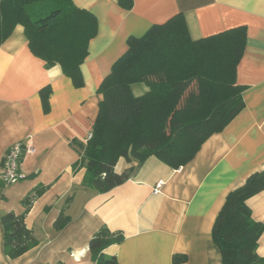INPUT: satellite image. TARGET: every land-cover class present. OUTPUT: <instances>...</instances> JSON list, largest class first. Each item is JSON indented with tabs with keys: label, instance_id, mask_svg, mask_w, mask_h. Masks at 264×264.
Returning <instances> with one entry per match:
<instances>
[{
	"label": "crops",
	"instance_id": "obj_1",
	"mask_svg": "<svg viewBox=\"0 0 264 264\" xmlns=\"http://www.w3.org/2000/svg\"><path fill=\"white\" fill-rule=\"evenodd\" d=\"M98 21L97 36L81 66L84 85L76 87L60 65L47 69L28 46L18 25L0 48V264H94L89 243L103 226L124 241L105 250L119 264H222L212 230L230 192L264 170V0H135L132 10L117 0H72ZM182 14L193 41L246 27L247 41L237 68L245 108L211 136L195 158L175 170L156 157L144 164L121 158L117 174L135 168L113 191L100 194L83 186L85 168L72 142L86 143L98 117L103 80L129 49L131 37ZM50 87V111L40 92ZM135 96L148 91L132 86ZM32 147L20 166L25 179L5 185L3 159L16 143ZM164 182L155 192L157 183ZM40 192L25 223L38 245L17 259L4 253L1 216L26 211L25 200ZM255 221L264 224V191L247 201ZM70 222L60 231L61 214ZM257 254L264 257V233Z\"/></svg>",
	"mask_w": 264,
	"mask_h": 264
},
{
	"label": "trees",
	"instance_id": "obj_2",
	"mask_svg": "<svg viewBox=\"0 0 264 264\" xmlns=\"http://www.w3.org/2000/svg\"><path fill=\"white\" fill-rule=\"evenodd\" d=\"M132 10L135 0H117ZM24 28L31 53L47 69L60 65L63 74L78 88L84 85L81 66L89 55V44L98 33V21L72 0H0V48L18 26ZM247 41L246 27L193 41L182 14L153 26L143 37H131L129 49L101 83L102 95L92 136L72 145L80 155L74 170L85 168L83 186L106 194L125 184L135 173L130 168L115 172L121 158L144 164L156 157L178 170L191 162L202 145L221 133L245 108L237 85V68ZM145 84L148 91L135 96L133 85ZM50 87L41 99L50 111ZM264 191V170L229 193L216 218L212 238L222 264H264L257 254L264 224L252 217L247 201ZM40 192L25 200L22 215L1 216L4 253L17 259L38 245L25 223L26 214ZM70 218L60 215L54 229L62 230ZM122 233L101 227L91 238L89 250L94 264H119L105 250L124 241ZM184 260L175 256L173 263Z\"/></svg>",
	"mask_w": 264,
	"mask_h": 264
},
{
	"label": "built area",
	"instance_id": "obj_3",
	"mask_svg": "<svg viewBox=\"0 0 264 264\" xmlns=\"http://www.w3.org/2000/svg\"><path fill=\"white\" fill-rule=\"evenodd\" d=\"M91 136L92 134L89 136V139ZM32 150L30 145L22 142L11 146L2 162L1 179L5 185H12L25 179V176L20 171V166L24 156L31 153ZM163 185V181L157 183L155 192H158Z\"/></svg>",
	"mask_w": 264,
	"mask_h": 264
}]
</instances>
